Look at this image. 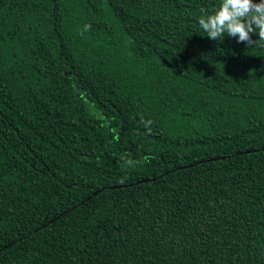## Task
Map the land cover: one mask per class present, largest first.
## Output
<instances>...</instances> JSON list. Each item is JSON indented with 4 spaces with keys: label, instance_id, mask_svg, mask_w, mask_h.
Here are the masks:
<instances>
[{
    "label": "trees",
    "instance_id": "trees-1",
    "mask_svg": "<svg viewBox=\"0 0 264 264\" xmlns=\"http://www.w3.org/2000/svg\"><path fill=\"white\" fill-rule=\"evenodd\" d=\"M219 2L0 0V264H264V47Z\"/></svg>",
    "mask_w": 264,
    "mask_h": 264
},
{
    "label": "clouds",
    "instance_id": "clouds-1",
    "mask_svg": "<svg viewBox=\"0 0 264 264\" xmlns=\"http://www.w3.org/2000/svg\"><path fill=\"white\" fill-rule=\"evenodd\" d=\"M200 13L199 28L211 40L228 36L238 43L264 47V0H220L210 12L201 8ZM90 27L86 25L85 30Z\"/></svg>",
    "mask_w": 264,
    "mask_h": 264
}]
</instances>
